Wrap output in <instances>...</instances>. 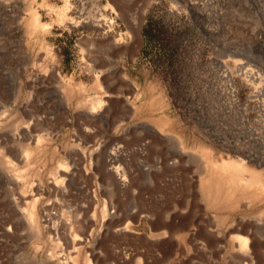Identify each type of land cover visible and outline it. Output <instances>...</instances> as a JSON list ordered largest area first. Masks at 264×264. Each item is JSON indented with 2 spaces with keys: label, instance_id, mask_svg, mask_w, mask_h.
I'll return each instance as SVG.
<instances>
[{
  "label": "rangeland",
  "instance_id": "rangeland-1",
  "mask_svg": "<svg viewBox=\"0 0 264 264\" xmlns=\"http://www.w3.org/2000/svg\"><path fill=\"white\" fill-rule=\"evenodd\" d=\"M89 1L0 0V264H264V188L196 159L264 183V0Z\"/></svg>",
  "mask_w": 264,
  "mask_h": 264
},
{
  "label": "bare ground",
  "instance_id": "bare-ground-1",
  "mask_svg": "<svg viewBox=\"0 0 264 264\" xmlns=\"http://www.w3.org/2000/svg\"><path fill=\"white\" fill-rule=\"evenodd\" d=\"M91 1V0H90ZM89 1V2H90ZM94 2V1H93ZM89 4V3H88ZM78 6V5H77ZM85 7V6H84ZM99 7V5H98ZM81 9V7L79 8ZM84 9V8H82ZM97 9L96 13L98 14L93 20L92 23L90 21H88V24H93V26H96L97 28H100L102 25H105V20L103 18H101V14L99 13L101 8H95ZM84 12V11H83ZM98 16H100V18H97ZM92 19V15L91 17H89ZM80 19V17H79ZM82 20L81 22H84L85 24H87V22L83 21V18L80 19ZM80 20L78 23H80ZM90 20V19H89ZM83 24V25H85ZM81 25V24H80ZM90 26V25H89ZM78 27V26H77ZM91 28V26H90ZM96 28V29H97ZM247 77V76H246ZM251 77V76H250ZM228 83L230 86V89L232 90V80L230 75L228 76ZM233 91V90H232ZM234 92V91H233ZM62 95V94H61ZM88 110H85L83 112V114L88 118L91 119L94 117V113L95 112H99L102 108L101 105V101H96L94 103H92V105H88L87 106ZM85 117V118H86ZM86 118V119H87ZM156 131V130H155ZM158 133V131H157ZM159 135V134H156ZM3 138V137H2ZM25 150V149H24ZM11 152V151H10ZM205 152V151H204ZM176 154H180L182 156H185V152H182L179 150V152H175ZM20 155V154H19ZM207 157H205V155H203L202 159H198L199 161H203L205 162V173L203 174V177L200 178V191L203 193L205 199L207 200V203H209L210 205L212 204H217V203H223L224 201H228L230 198H233L234 196H237L239 193H243V192H247V190L250 189H255L258 187L263 189L264 187V183H262V178L260 175V172H257L256 170H253L251 168H248L244 161L238 158H232V157H227V158H220L217 159L213 158L209 153H207L206 155ZM26 157V156H25ZM193 159L195 160V157H193ZM22 160V159H21ZM29 161V160H28ZM204 164V163H203ZM31 165V164H30ZM25 167V166H24ZM3 168V167H2ZM115 169V168H114ZM117 169V168H116ZM14 171V170H13ZM112 171V170H111ZM11 172V171H10ZM18 172V171H17ZM110 172V171H109ZM114 172L116 173V170H114ZM8 173V172H7ZM68 173V172H67ZM66 173V174H67ZM12 174V173H11ZM21 174V172H20ZM17 175V174H16ZM4 176V175H3ZM19 176V175H18ZM72 176V175H71ZM117 176V175H115ZM119 176V175H118ZM117 176V178H121L122 176L120 175L119 177ZM201 176V175H200ZM1 177V176H0ZM5 177V176H4ZM20 178V177H19ZM22 178V177H21ZM20 178V179H21ZM115 178V177H114ZM16 178H14L15 180ZM26 179V178H25ZM113 179V176H112ZM19 180V179H18ZM21 181V180H20ZM122 181V179H121ZM124 181V180H123ZM15 182V181H14ZM126 182V181H125ZM24 184V183H23ZM263 184V186H262ZM37 189V188H36ZM195 190V189H194ZM22 193V192H21ZM202 200V199H201ZM15 201V200H14ZM205 201V200H204ZM211 202V203H210ZM14 204V203H13ZM17 205V204H16ZM14 206V205H13ZM35 206V205H34ZM213 206V205H212ZM17 207V206H16ZM42 207V206H41ZM34 208V207H33ZM44 210V209H43ZM33 210H32V214L30 213L29 215H27L28 217H26L27 221L30 223L28 225L31 226V228H33V223H34V215H33ZM36 212V211H35ZM34 212V214H36ZM45 212V211H44ZM105 212V211H104ZM37 215V214H36ZM35 215V216H36ZM107 215V214H106ZM23 218V217H22ZM37 219V216L36 218ZM46 219V218H45ZM48 219V218H47ZM36 222V220H35ZM162 224L164 226V229L166 227H168L170 225L171 222V216L170 214H165L162 220ZM27 223V222H26ZM37 223V222H36ZM54 224V223H53ZM27 225V226H28ZM33 226V227H32ZM37 226V225H36ZM35 226V227H36ZM48 226V225H47ZM34 227V228H35ZM36 229V228H35ZM33 230V229H31ZM53 230V229H52ZM55 232V231H53ZM119 232L120 233H126L127 231V225H125L123 227V229L120 230L119 228ZM118 233V232H117ZM121 235V234H120ZM57 236V235H56ZM71 236V235H70ZM234 236V235H233ZM34 237V236H33ZM55 237V236H54ZM72 237V236H71ZM76 237V236H75ZM235 241L238 244L239 247V252H241L240 254L245 255V253L247 254V238L244 237H239L236 236L234 237ZM50 239V238H49ZM232 239V238H231ZM51 240V239H50ZM54 243V242H53ZM54 246V245H53ZM58 246V245H57ZM33 247V246H32ZM36 250V249H35ZM41 251V248H40ZM37 252V251H36ZM35 252V253H36ZM33 254V253H32ZM40 254V253H39ZM49 255V254H48ZM54 257V256H53ZM49 258V257H48ZM47 259V258H46ZM51 260V259H49ZM48 260V261H49ZM54 262V260H53ZM59 262V261H58ZM53 264V263H52ZM58 264V263H57Z\"/></svg>",
  "mask_w": 264,
  "mask_h": 264
}]
</instances>
